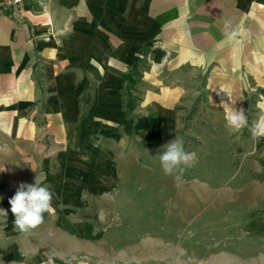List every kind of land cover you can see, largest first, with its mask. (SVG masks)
<instances>
[{
    "label": "crops",
    "instance_id": "0c3cea01",
    "mask_svg": "<svg viewBox=\"0 0 264 264\" xmlns=\"http://www.w3.org/2000/svg\"><path fill=\"white\" fill-rule=\"evenodd\" d=\"M166 54L171 66L180 67L181 80L190 78V64H196L197 79L210 73L214 80L243 78L233 73L237 66L260 64L264 89V0H28L0 12V189L32 184L36 175L42 181L50 169L56 171L48 177L51 203L75 208L84 188H110L120 172L109 160L134 162V154L126 155L121 144L125 139L135 143L146 128L157 134V126L166 123L162 137L149 142L172 141L173 96L187 95L188 87L171 89L150 80L147 102L138 109L147 104L151 115L134 123L126 112L137 91L128 78L140 71L142 59L158 70ZM113 139L112 152L105 144ZM250 186L166 184L164 196L150 193L148 201L151 207L164 206V221L154 227L156 220L149 216L150 228L140 236L137 217L144 210L133 194L100 202L109 209L100 215V230L93 225L97 220L82 224L75 215H60L53 224L68 236H100L101 264H264V237L256 247L245 231L248 220L234 207ZM114 187L140 189L120 182ZM256 190L244 199L250 210L264 186ZM216 203L225 216L202 218L217 211ZM126 212L132 218L125 222ZM9 232L13 236L0 230L5 240ZM32 246L26 251H34L36 264H46L39 242ZM7 247L3 264H14L16 254Z\"/></svg>",
    "mask_w": 264,
    "mask_h": 264
},
{
    "label": "rangeland",
    "instance_id": "374dc122",
    "mask_svg": "<svg viewBox=\"0 0 264 264\" xmlns=\"http://www.w3.org/2000/svg\"><path fill=\"white\" fill-rule=\"evenodd\" d=\"M169 56L170 54H166L165 62L157 63L160 68L156 71H154L155 63L142 59L140 71L129 78L131 88L133 91L134 89L137 91L133 92L136 100L128 99L129 108L127 107L126 112L132 116L134 123L151 115L152 111L150 108L148 109L147 104H145V109H138V107L144 105V102H147V91L152 87V84H149L150 80L153 82L156 80L158 86H165L171 89L181 85L188 87L187 95L176 93L173 96L177 99V104L174 106L177 122L173 129L172 126L168 127V132L173 135L174 130L172 140L176 136L179 137L183 141L184 150L188 153H195V161L190 166H182L180 170H177L172 175H165L160 167L159 152L161 146L167 142L152 144L149 141L154 140L155 137H162L161 135L167 131V124L162 123L157 126V134H153V131L146 128L145 133L143 132L145 135L142 134L139 140L135 138V143L132 142V138L125 139L121 143L126 155L134 154V162H132L133 160L128 161V159L109 160L113 164L112 167L117 168L120 172L119 175L114 176V181H111L109 189L95 192L91 188H84L80 191L79 201L75 208L72 206L70 208L68 202L64 203L63 206H56L51 203V210L43 214L44 222L26 235L14 228V217L10 211L9 199L15 194L17 189L14 187L0 189V230L12 231L13 233L12 236L11 232H9L8 238L5 235L6 240L0 233V263L3 264L5 262V250L8 245H11L13 256L16 254V258H13L14 260L12 261L14 264H36L38 262L36 254H34V251H26V249L31 250L32 247H35L32 244L39 242L41 250L46 253L44 259L46 264H101L100 236L94 239L74 235L68 236L53 224V220L63 214H66V216L75 215L72 218L78 223L97 220V222H93V225L100 230V215L104 211L108 210L109 212L108 208H101L100 202L102 200H127L129 198L128 194L135 195L144 210L137 217H141L138 221L140 223L136 227L137 236H140L141 234H147L150 228V224L146 223L149 216L151 219L156 220V223L153 222L154 227L163 223L164 206L151 207L150 204L148 205V201L150 193L164 196L166 192L164 186L166 184L196 183L197 181L213 183V185L218 187H222L228 182L237 185L251 184V188H248L243 198L245 199L251 193L254 195L258 194L256 189L264 186V167L261 163L264 160V148L261 151L259 149V152H257L256 146L260 139H253L247 128L239 133H232L226 127L225 111L220 104L221 99H223L237 110L243 108L248 116L249 125H251L261 109H264V89L260 85L261 71H258L260 64L237 66L238 71H233V73L242 75L243 78L237 77L229 80H214L211 78L210 73H207L204 78L197 79L195 77L196 64H190V78L181 80L179 78L180 67L171 66L172 62H169ZM221 70L227 71L228 69L222 68ZM149 76H151L150 79ZM214 83L217 87H215L216 92L213 91V94H211L209 89L213 88ZM222 87H227L230 90L231 100L226 94L220 93V88ZM202 88H205V93H197ZM218 93L220 94L218 95ZM132 107L134 108L130 109ZM115 141L116 139L106 142L105 146L108 147L109 151H116L117 145L114 143ZM95 163H100V160H94ZM55 172H51L49 169L47 176H53ZM35 177L32 176L31 181L34 182ZM48 177L43 179L42 182L50 189L52 188L50 186L52 181L48 180ZM116 182L123 183L128 188H130V184H136L140 189L139 191H123L122 189L118 191L114 189V183ZM149 184L159 186L158 190L150 191ZM256 185L259 187L257 188ZM261 194V198L253 203L254 207L252 210H250L249 204H246L244 199H240L239 202L234 204L236 214L241 213L243 214L242 217H246L248 220L245 231L253 238L252 241L258 248H260L262 240L258 238L264 237V231L260 232L261 229H264V191ZM214 207L217 208L216 212L207 213L208 216L204 214L202 218L215 219L225 216V209L222 205L216 203ZM112 208L116 210V207ZM130 218H132V214L127 212L124 217H121L122 221L125 222L130 220ZM251 220H254L253 230L248 227ZM112 223H115V221L113 220L109 224ZM238 223L236 222V224ZM98 233L100 234V231ZM21 236L24 237L21 238ZM140 241H143V239H140ZM105 256L107 255L105 254ZM41 261L42 259H40V263Z\"/></svg>",
    "mask_w": 264,
    "mask_h": 264
},
{
    "label": "clouds",
    "instance_id": "9594fccd",
    "mask_svg": "<svg viewBox=\"0 0 264 264\" xmlns=\"http://www.w3.org/2000/svg\"><path fill=\"white\" fill-rule=\"evenodd\" d=\"M220 93L226 94L231 100V92L227 87L220 88ZM220 106L225 111L226 127L232 133H239L247 128L253 139L264 138V109H261L257 118L249 125L248 116L243 108L237 110L223 99ZM194 161L195 153L186 152L183 141L177 136L161 146L159 163L165 175H172L182 166H190ZM52 199L53 193L38 175L32 184L21 182L15 194L9 199L14 228L26 235L39 227L44 222L43 214L51 210Z\"/></svg>",
    "mask_w": 264,
    "mask_h": 264
},
{
    "label": "built area",
    "instance_id": "2783aa9c",
    "mask_svg": "<svg viewBox=\"0 0 264 264\" xmlns=\"http://www.w3.org/2000/svg\"><path fill=\"white\" fill-rule=\"evenodd\" d=\"M28 0H0V12L7 13L22 7ZM164 264V263H158Z\"/></svg>",
    "mask_w": 264,
    "mask_h": 264
},
{
    "label": "trees",
    "instance_id": "16d2710c",
    "mask_svg": "<svg viewBox=\"0 0 264 264\" xmlns=\"http://www.w3.org/2000/svg\"><path fill=\"white\" fill-rule=\"evenodd\" d=\"M129 78H130V77H129ZM129 78H128V79H129ZM256 148L258 149L257 152H259V149H260V151H261V150L264 148V138H261V139H260V142L257 144ZM261 163H262V166L264 167V160H262ZM252 218H253V217H252ZM253 221H254V220H251V222H250L249 225H248V227H250L252 230H253L252 227H253V224H254ZM249 231H251V230H249ZM263 231H264V229H261V230H260V232H263Z\"/></svg>",
    "mask_w": 264,
    "mask_h": 264
}]
</instances>
